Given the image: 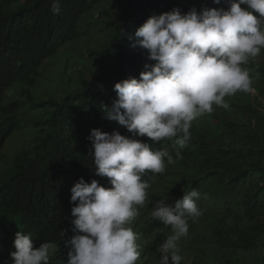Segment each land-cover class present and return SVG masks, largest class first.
<instances>
[{"label": "trees", "instance_id": "16d2710c", "mask_svg": "<svg viewBox=\"0 0 264 264\" xmlns=\"http://www.w3.org/2000/svg\"><path fill=\"white\" fill-rule=\"evenodd\" d=\"M101 1L61 0L59 13L53 14V0H0V264L15 251L18 231L29 234L35 247L43 242L52 246L50 264H67L70 245L65 241L79 234L72 224L71 187L81 177L111 186L107 177L96 174L88 155L91 129L132 135L104 118L102 110L117 98L115 83L139 79L141 71L149 70L145 66L155 63L137 42L136 30L149 17L173 8L184 14L230 6V0ZM92 30L107 35L95 47L82 42ZM72 43L92 63L84 65L91 76L82 82L71 79L73 87L59 97L52 93L36 100L32 87L40 69ZM260 56L243 65L254 91L226 96L228 109L214 105L212 113L192 121L183 148L135 137L154 151L166 149L175 160L166 163L163 174L142 176L150 184L148 198L129 225L139 234L137 264H159L164 226L151 216L155 202L174 204L193 189L201 193L202 215L189 220L188 235L180 241L182 264H264V49ZM16 83L25 87L6 102ZM26 126L34 136L5 160L8 139ZM177 151L182 158L176 159Z\"/></svg>", "mask_w": 264, "mask_h": 264}, {"label": "clouds", "instance_id": "9594fccd", "mask_svg": "<svg viewBox=\"0 0 264 264\" xmlns=\"http://www.w3.org/2000/svg\"><path fill=\"white\" fill-rule=\"evenodd\" d=\"M219 4L220 0H215ZM244 5V7H241ZM61 0H53L58 14ZM139 45L155 61L139 79L130 77L114 84L117 98L104 105V118L124 126L131 136L91 129L89 156L98 176L110 187L81 177L71 187L74 231L67 264H137L139 234L129 226L148 198V181L142 176L163 174L175 160L169 151L153 150L150 141H171L183 148L191 137L192 121L210 114L213 106L229 108L225 97L253 92L252 78L243 67L264 49V0H230L224 8H195L181 14L173 8L149 17L136 32ZM135 46V45H133ZM181 153L176 152V159ZM201 193L184 192L174 204L159 199L151 216L162 225L158 245L159 264H182L180 241L188 235L189 220L202 215L197 201ZM170 229V231H169ZM10 253L12 264H50L52 246L38 247L29 234L18 231ZM7 260L4 261L6 264Z\"/></svg>", "mask_w": 264, "mask_h": 264}, {"label": "rangeland", "instance_id": "374dc122", "mask_svg": "<svg viewBox=\"0 0 264 264\" xmlns=\"http://www.w3.org/2000/svg\"><path fill=\"white\" fill-rule=\"evenodd\" d=\"M110 0H102L100 4L108 2ZM106 19H111V14H105ZM90 35L82 39L83 43H88L90 46L95 47L98 43L103 42L107 35L105 32L99 33L97 31H91ZM76 43L68 44L58 55L52 57L48 62L44 63L43 67L40 69L39 79L37 83L32 87V92L36 100L43 101L53 93L55 97H59L64 94L65 90L71 89L69 81L71 79L78 82L86 77L89 78L91 75L86 71V66L92 65L91 62L87 60V57H84L82 53L77 49ZM76 56L79 58L77 59ZM81 59H84L82 64L76 65ZM86 59V60H85ZM256 60H261V56L255 58ZM95 63H98L99 60L95 59ZM77 80V81H76ZM55 86V88H54ZM25 85L23 83L14 84L6 95V102H10L18 97L21 89ZM254 91V89H253ZM20 98V96H19ZM31 117L27 115L26 118ZM25 125H27L25 123ZM33 133L30 127L22 129L19 132L14 133L7 141L4 148L5 160L7 157L13 156L25 142L30 141L33 137Z\"/></svg>", "mask_w": 264, "mask_h": 264}]
</instances>
